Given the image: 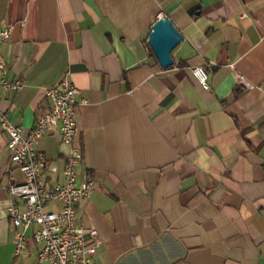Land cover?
<instances>
[{
    "label": "crops",
    "instance_id": "1",
    "mask_svg": "<svg viewBox=\"0 0 264 264\" xmlns=\"http://www.w3.org/2000/svg\"><path fill=\"white\" fill-rule=\"evenodd\" d=\"M163 16L185 37L167 70L149 45ZM1 23L8 78L26 87L0 88V112L24 135L44 88L68 79L86 101L78 179L96 189L77 212L97 264H264V0H0ZM8 140L0 127V264H36L34 227L14 255ZM38 149L62 182L59 134Z\"/></svg>",
    "mask_w": 264,
    "mask_h": 264
},
{
    "label": "built area",
    "instance_id": "2",
    "mask_svg": "<svg viewBox=\"0 0 264 264\" xmlns=\"http://www.w3.org/2000/svg\"><path fill=\"white\" fill-rule=\"evenodd\" d=\"M12 33L13 27L0 24V88L16 93L26 84L8 78L3 48L11 41ZM202 69L206 79L200 85L208 90L209 75ZM43 91L45 109L28 135L9 120L7 113L0 112V127L9 136L7 173L12 175L19 171L22 175L20 181L12 176L8 188V218L14 232V255L18 259L28 255L27 233L34 227L32 241L40 247L36 264H97L95 257L102 241L96 230L85 229L79 224L77 212L96 189L94 179L85 182L78 179V168L84 158L82 146L77 142L82 132L79 109L86 101H77L80 91L68 79ZM56 133L69 148L62 182L48 180L47 173L57 174V171L48 166L46 156L38 149L43 137ZM52 205H58V209L51 210Z\"/></svg>",
    "mask_w": 264,
    "mask_h": 264
},
{
    "label": "water",
    "instance_id": "3",
    "mask_svg": "<svg viewBox=\"0 0 264 264\" xmlns=\"http://www.w3.org/2000/svg\"><path fill=\"white\" fill-rule=\"evenodd\" d=\"M184 41L181 31L169 17L163 16L152 28L149 45L161 67L167 70L175 65L173 53Z\"/></svg>",
    "mask_w": 264,
    "mask_h": 264
},
{
    "label": "clouds",
    "instance_id": "4",
    "mask_svg": "<svg viewBox=\"0 0 264 264\" xmlns=\"http://www.w3.org/2000/svg\"><path fill=\"white\" fill-rule=\"evenodd\" d=\"M194 77L199 81V83L204 84L205 82V74L203 72L202 68H198L194 73H193Z\"/></svg>",
    "mask_w": 264,
    "mask_h": 264
}]
</instances>
